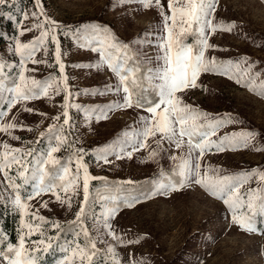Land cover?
Segmentation results:
<instances>
[{"label": "rangeland", "instance_id": "obj_1", "mask_svg": "<svg viewBox=\"0 0 264 264\" xmlns=\"http://www.w3.org/2000/svg\"><path fill=\"white\" fill-rule=\"evenodd\" d=\"M161 4L164 12L170 15L168 0H161ZM216 4L213 22L235 27L231 31L218 30L210 35L209 43L213 48L206 51V57L215 58L216 61L239 62L241 68L247 67L244 64L247 60L255 63L253 75L256 72L264 73V0H216ZM41 6L47 18L56 22L55 35L65 69L63 73L60 72L55 60L56 45L49 37L46 42L47 51L41 48L33 57L41 63H26L25 75L41 81L55 77L61 86L63 77L67 76L68 90L73 95L67 97L63 92L50 93L51 98L42 97L18 103L7 116L0 118L5 124L16 125L8 133L0 131V144L7 143L22 151L35 149L33 155L45 153L50 144L47 131L54 123H62V105L65 100L80 105L79 109H68L71 129L65 135L70 142H75V148L85 150L83 162L88 166L90 175L103 178L90 182L91 208L87 210L85 219L87 229L95 239L97 230L94 217L102 208L113 206L104 205L102 199L117 195L109 192L93 201L97 187L106 186L105 181H114L118 183L119 189H123L126 185L154 178L153 192L159 183L168 182L163 181L164 178L168 179L167 174L179 163L171 157L183 156L187 147L176 149L174 145L170 147L165 142L162 147L167 151L164 152L150 138L147 142L149 146L135 151L130 159L109 155L108 163L103 160L98 162L100 150L114 145L125 131L138 128L139 118L147 113L136 107L115 109L107 113L106 119L97 121L96 116L107 111L113 103L122 102L124 94L122 91H109L119 84L118 77L103 63L99 53L80 47L76 37L85 31L110 29L118 42L130 45L132 52L140 54V59L149 61L143 65L155 68L158 50L152 44L157 42V34L162 31L163 19L155 4L146 8L137 0H41ZM34 11L39 12L34 0H6L4 5H0V57L16 65L6 69L10 81L15 80L21 71L20 58L13 55L15 41L28 44L39 35L37 30L19 35L37 23L31 15ZM25 13L28 19L23 18ZM97 64L101 66L95 67ZM247 79L244 76L241 84H237L234 79L224 75L202 73L196 88L178 93L186 104L209 114L211 118L231 117L235 121L220 128L211 137L212 140L232 133L238 139L241 133L258 134L248 138L247 146L237 144L235 149L229 148L223 152L213 149L206 153L201 160L202 174L208 168L219 169L221 176L254 170L264 173V94H261L264 88L260 87L264 83V76L255 81V91L252 87L244 86ZM6 109L7 104L0 102V111ZM58 115L60 121L56 122ZM128 150L131 151L130 148ZM152 150L159 153L155 158H150ZM0 151L3 149L0 148ZM71 154L72 149L65 147L54 155L63 161ZM74 168L73 164V171ZM161 172L166 175L161 176ZM12 174L15 178L14 170ZM128 181L133 183H126ZM16 182L22 183L21 180ZM256 188H264V181L260 180L259 175L246 180L240 191L244 194ZM0 190H3L0 199L4 201L0 203V210H6L9 215L17 217L16 244L22 221L28 222L32 213L43 217L45 221H56L61 226L70 224L83 199L82 183L75 196L71 192H60L62 199L68 200L71 197L70 209L67 203L61 205L52 193H42L28 202L29 216H24L8 202L9 189L5 188L2 174ZM21 191L27 195L32 191V185L24 186ZM120 194L127 195L124 192ZM143 194L147 193L132 194L141 196V202L133 207L123 203L119 205V211L112 218L111 224L123 244H117L111 236L104 234L97 241V248L105 259H98L94 264H112L113 257L106 252L109 245H115V258L120 264H264V212L259 211V200L256 201L257 214L254 217L258 230L249 233L233 222L232 211L222 199L212 196L199 185L189 183L181 190L158 194L149 199H143ZM258 196L264 197V192L258 193ZM45 202L47 207L43 206ZM39 231H43L46 236H56L59 229H54L51 223H42ZM101 231L106 233V229ZM4 238L6 242L13 243L8 234H4ZM37 238L38 234L31 237L33 240ZM84 242L85 237L81 234L80 243ZM48 260L47 264H51L50 258Z\"/></svg>", "mask_w": 264, "mask_h": 264}, {"label": "snow or ice", "instance_id": "obj_2", "mask_svg": "<svg viewBox=\"0 0 264 264\" xmlns=\"http://www.w3.org/2000/svg\"><path fill=\"white\" fill-rule=\"evenodd\" d=\"M137 2L142 3L146 8L155 4L163 19L162 31L157 34V42L152 44L158 50L155 57L156 67L148 68L144 76L138 74L143 64L149 61L140 59V54L132 52L130 45L118 42L110 29L98 28L92 32L85 31L76 37L80 47L99 53L103 63L118 77L119 84L109 91L115 93L122 91L124 94L122 102H115L107 111L98 114L97 121L106 119L107 113L115 109L136 107L147 113L139 118L138 128L125 131L122 137L117 138L114 145L100 150L98 162L103 160L108 163L109 155L130 159L135 151L149 146L147 142L150 138L154 139L157 148L164 152L167 151L162 147L165 142L170 147L174 145L176 149L186 146L187 151L183 156L171 157L179 163L171 170V173L167 174L168 182L159 183L153 192L143 194V199L181 190L189 183L199 185L212 196L223 200V203L232 211V220L235 224L246 232H256L258 230L254 219L257 214L256 201H260L259 211L264 212V197L258 196V193L264 192V188L251 189L244 194H241L240 189L246 180L254 176L259 175L260 180L264 181V173L254 170L221 176L219 169L208 168L202 174L201 160L213 149L223 152L229 148L235 149L237 144L241 147L247 146L248 138L258 134L241 133L238 139L237 135L232 133L218 140H212L211 137L215 136L220 128L235 121L231 117L211 118L209 114L186 104L178 93L189 88H196L197 80L202 73L224 75L229 79H234L237 84H241L242 77L247 76L248 79L244 86L252 87L255 91L254 83L259 77L264 76V73L256 72L253 75L252 69L255 63H249L247 60L244 61L247 67L241 68L239 62L216 61L215 58L206 57V51L213 48V45L209 43L210 35L218 30L231 31L235 27V25L226 26L223 23L213 22L216 0H168L170 15L164 12L161 0H137ZM5 3L6 0H0V5ZM34 5L39 8V12L34 11L31 15L37 23L32 28L21 31L19 35L33 30L39 31V35L28 44L21 43L19 40L15 41L13 55L19 56L21 68L15 80H9L6 69L14 68L16 65L0 57V102L7 104V109L0 111V118L7 116L8 112L21 102L42 97L51 98L50 93L63 92L67 97L73 95L68 90L67 76L63 77L61 86L55 77L41 81L25 75L26 63H41L33 57L41 48L47 51L46 42L49 37L56 45L55 60L60 72L63 73L65 69V65L61 62L59 41L55 35L56 22L47 18L41 6V0H34ZM23 18L28 19V14H23ZM189 36L193 37V43L187 42ZM100 66L97 64L95 67ZM260 87L264 88V83H261ZM151 96H155L156 99L153 100ZM72 107L79 109L81 106L70 104L66 99L62 105L64 109L62 123H54L49 127L47 137L50 144L47 152L33 155L35 149L22 151L10 147L7 143L0 144V148L3 149L0 151V174L4 177L5 188L9 189L8 202L24 216H29L28 202L42 193H52L61 205L67 203L70 209L72 207L71 197L68 200L62 199L60 192L65 194L71 192L72 196H75L82 183L83 199L75 213L74 220L68 225L74 233V239L71 242L64 241L63 245L54 243L58 241L59 233L56 236H46L43 231L38 232V230L42 223H51L54 229H60L62 226L56 221L48 222L36 213H32L28 222L22 221L18 244L6 242L4 235L0 233V264H42V257L54 247L60 248L63 253L56 264H94V257L99 254L97 241L104 234L111 236L117 244H123L121 237L113 231L111 220L119 211L121 203L127 207H133L141 202V196L129 193L103 197L104 205L113 206L102 208L100 213L94 217L97 237L92 238L85 223L86 212L91 208L90 182L103 178L90 175L88 166L83 162L85 150L75 148V142H70L68 136L65 135L66 131L70 133L68 109ZM25 110L32 111L31 109ZM55 121H60L59 115ZM15 127L14 123L5 124L0 121L2 132L8 133ZM157 136L159 139H156ZM13 139L18 138L13 137ZM65 147L71 148L72 154L62 161L54 154ZM129 148L131 151L128 150ZM158 154L156 150H152L150 158H155ZM73 164L75 165L74 171ZM13 170L15 178L12 174ZM160 175L165 176L166 174L161 172ZM17 180H21L22 183H17ZM105 184L108 186L107 181ZM26 185H32V191L23 195L21 189ZM0 196H3V190H0ZM3 202V199H0V203ZM43 206L47 207V203L45 202ZM32 221L41 223L34 224ZM101 229H106V233ZM34 234H38L35 240L31 239ZM81 234L85 237L83 244L80 243ZM106 252L112 255V264H120L115 258V245H109Z\"/></svg>", "mask_w": 264, "mask_h": 264}, {"label": "trees", "instance_id": "obj_3", "mask_svg": "<svg viewBox=\"0 0 264 264\" xmlns=\"http://www.w3.org/2000/svg\"><path fill=\"white\" fill-rule=\"evenodd\" d=\"M188 43H193V37L189 36ZM146 68H148L146 65H143L141 68V71L138 75L144 76ZM151 95V94H149ZM153 100H155V96H151ZM167 178H164L163 181H167ZM108 186H102L97 187L95 190V194L93 196V201L97 199L98 196H102L105 193L113 192L120 194L122 192L126 194H142V193H148L153 190V182L154 178H149L147 180H142L139 182H135L132 185H126L123 187V189H119L118 183L114 181H107ZM94 203V202H93ZM17 224V217L13 215H9L6 210H0V233L3 235L9 236L10 241L13 242V244H16V234H15V228ZM69 224H63L62 227L59 229V239L56 241V243L63 245L64 241L71 242L74 239V233L68 228ZM84 241V240H83ZM85 243V242H84ZM63 253L61 252L60 248L54 247L53 250H51L50 253L47 255H44L42 258V264H47L49 261L48 258H50V263L53 264L55 261H57L60 257H62ZM98 259H105L103 254H98L96 257H94V263L98 262Z\"/></svg>", "mask_w": 264, "mask_h": 264}]
</instances>
